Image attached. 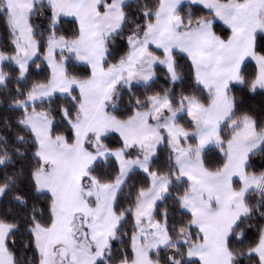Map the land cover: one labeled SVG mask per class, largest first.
Masks as SVG:
<instances>
[{
  "label": "snow or ice",
  "instance_id": "snow-or-ice-1",
  "mask_svg": "<svg viewBox=\"0 0 264 264\" xmlns=\"http://www.w3.org/2000/svg\"><path fill=\"white\" fill-rule=\"evenodd\" d=\"M0 26V264H264V0H0Z\"/></svg>",
  "mask_w": 264,
  "mask_h": 264
},
{
  "label": "trees",
  "instance_id": "trees-1",
  "mask_svg": "<svg viewBox=\"0 0 264 264\" xmlns=\"http://www.w3.org/2000/svg\"><path fill=\"white\" fill-rule=\"evenodd\" d=\"M60 20H61V23L59 25L60 30L61 31H67L71 27V23H70L71 20H69V19H60ZM2 35H3V29H2V26H0V36H2ZM247 70L250 72H254L255 64L252 62H248V69ZM157 71L159 72L160 69L158 68ZM44 75H45V73L41 72L40 76H38V77L34 76L32 78L33 79H41V78H43ZM163 79H164V76L161 74L160 75V81H163ZM261 104H264V97H262L260 95H250L248 97H245L243 106L244 107H253V108L258 109V106ZM2 118H3V114L0 113V121H2ZM254 159L256 160L257 164L264 162V158H261L259 156L255 157ZM257 170H259V169H257ZM116 247H120V245L117 244Z\"/></svg>",
  "mask_w": 264,
  "mask_h": 264
},
{
  "label": "rangeland",
  "instance_id": "rangeland-1",
  "mask_svg": "<svg viewBox=\"0 0 264 264\" xmlns=\"http://www.w3.org/2000/svg\"><path fill=\"white\" fill-rule=\"evenodd\" d=\"M60 19H69V20H72V18H70V17H61ZM249 62L254 63V61H249ZM254 64H255V63H254Z\"/></svg>",
  "mask_w": 264,
  "mask_h": 264
}]
</instances>
